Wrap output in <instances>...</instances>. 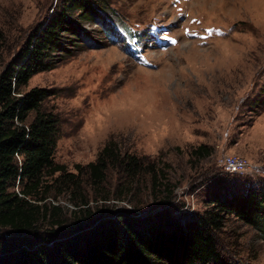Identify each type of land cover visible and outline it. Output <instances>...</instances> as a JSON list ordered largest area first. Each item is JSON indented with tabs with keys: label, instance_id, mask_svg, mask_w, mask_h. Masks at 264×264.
I'll return each instance as SVG.
<instances>
[{
	"label": "rangeland",
	"instance_id": "obj_1",
	"mask_svg": "<svg viewBox=\"0 0 264 264\" xmlns=\"http://www.w3.org/2000/svg\"><path fill=\"white\" fill-rule=\"evenodd\" d=\"M100 1L106 6L92 17H71L86 40L64 34L53 66L28 83L55 93L48 100L61 120L54 160L74 172L112 139L122 151L154 160L173 198L157 206L146 181L118 202L112 196L121 176L113 171L103 184L110 199L91 207L138 218L166 208L180 216L203 211L223 183L264 181V0ZM60 2L0 0L4 57H13ZM124 33L144 50L129 51ZM200 145L211 154L198 160L190 151ZM230 154L247 160L245 172L223 171L220 162ZM55 203L69 208L64 216L71 220L73 206L63 197ZM218 237L232 264H264V238L251 226L231 218Z\"/></svg>",
	"mask_w": 264,
	"mask_h": 264
},
{
	"label": "trees",
	"instance_id": "obj_2",
	"mask_svg": "<svg viewBox=\"0 0 264 264\" xmlns=\"http://www.w3.org/2000/svg\"><path fill=\"white\" fill-rule=\"evenodd\" d=\"M104 6L61 0L13 57H4L9 40L0 30V264H232L218 236L233 218L264 238V181L223 183L207 195L201 212L175 216L163 208L138 218L133 211L96 210L89 202L110 199L103 184L117 171L114 200L128 202L133 186L149 181L157 206L165 207L173 186L154 160L122 151L112 139L74 172L54 160L61 120L48 100L55 93L28 83L53 66L64 34L86 38L72 15L89 18ZM210 154L203 145L190 151L198 160ZM60 197L73 206L71 220L64 216L69 208L55 203Z\"/></svg>",
	"mask_w": 264,
	"mask_h": 264
},
{
	"label": "built area",
	"instance_id": "obj_3",
	"mask_svg": "<svg viewBox=\"0 0 264 264\" xmlns=\"http://www.w3.org/2000/svg\"><path fill=\"white\" fill-rule=\"evenodd\" d=\"M248 162L241 156L225 155L220 162L223 171L228 174H242L248 167Z\"/></svg>",
	"mask_w": 264,
	"mask_h": 264
}]
</instances>
